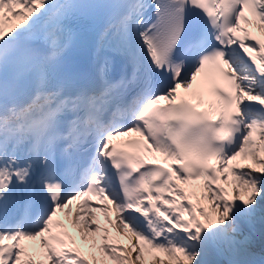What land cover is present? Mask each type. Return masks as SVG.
Masks as SVG:
<instances>
[{"label":"snow or ice","instance_id":"snow-or-ice-1","mask_svg":"<svg viewBox=\"0 0 264 264\" xmlns=\"http://www.w3.org/2000/svg\"><path fill=\"white\" fill-rule=\"evenodd\" d=\"M246 10L264 25V0H0V264H264ZM73 204L115 234L86 211L77 243Z\"/></svg>","mask_w":264,"mask_h":264},{"label":"bare ground","instance_id":"bare-ground-1","mask_svg":"<svg viewBox=\"0 0 264 264\" xmlns=\"http://www.w3.org/2000/svg\"><path fill=\"white\" fill-rule=\"evenodd\" d=\"M15 23V22H14ZM261 43H264V41L263 42H261ZM74 206H76V204L74 205ZM80 212H82V213H84V212H86V211H91L94 215H95V217H97V219H98V222L101 224V226H103L104 225V223H105V219H104V215H103V213H101V212H99V211H96V210H92L91 208L90 209H85V208H80V209H78ZM96 211V212H95ZM84 217L86 218V220L88 219H90V217H88V216H85L84 215ZM80 219V218H79ZM78 231V232H77ZM77 231H75V235L76 234H78L79 236H80V234L81 233H84L85 235H88L87 234V231L84 229V227H83V224H81V228L79 229V227H78V230ZM126 238V237H125Z\"/></svg>","mask_w":264,"mask_h":264},{"label":"rangeland","instance_id":"rangeland-1","mask_svg":"<svg viewBox=\"0 0 264 264\" xmlns=\"http://www.w3.org/2000/svg\"><path fill=\"white\" fill-rule=\"evenodd\" d=\"M240 163H248V161H243V160H240L239 161ZM236 163V162H235ZM77 212V210H72V215L73 217L75 216V213ZM86 220V218L84 217L83 213L81 212V216H80V223L78 226L76 227H79V229L81 228V224H84V221ZM88 220V219H87ZM87 234L90 236L91 235V232L90 230L87 231ZM166 260V258H164ZM110 264V263H109Z\"/></svg>","mask_w":264,"mask_h":264}]
</instances>
